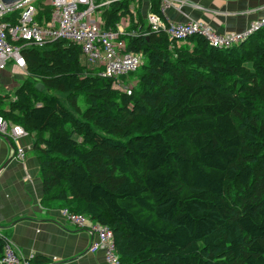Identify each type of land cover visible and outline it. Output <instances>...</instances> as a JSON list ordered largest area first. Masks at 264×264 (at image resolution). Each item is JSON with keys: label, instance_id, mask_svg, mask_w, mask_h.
Here are the masks:
<instances>
[{"label": "trees", "instance_id": "trees-1", "mask_svg": "<svg viewBox=\"0 0 264 264\" xmlns=\"http://www.w3.org/2000/svg\"><path fill=\"white\" fill-rule=\"evenodd\" d=\"M136 1L101 16L136 32L121 37L144 58L122 76L130 94L54 40L23 48V82L0 115L33 135L42 201L108 226L119 264H264V28L229 48L192 35L171 49Z\"/></svg>", "mask_w": 264, "mask_h": 264}, {"label": "built area", "instance_id": "built-area-1", "mask_svg": "<svg viewBox=\"0 0 264 264\" xmlns=\"http://www.w3.org/2000/svg\"><path fill=\"white\" fill-rule=\"evenodd\" d=\"M43 1L50 8L48 14L43 12L44 6L38 3L40 0H17L9 5H4L0 0V82L8 64H12L19 73L25 74L26 63L22 55L24 47L40 48L54 40H65L80 46L89 66L99 68V76L111 79L114 88L130 94L133 85L124 81L122 76L134 72L143 63V57L140 53L127 51L121 38L123 35L136 34L135 30L128 29L131 22L129 17L121 18L115 28H104L102 7L113 0ZM160 1V14L147 11L144 16L145 25L151 31L164 32L171 49L192 35L203 36L212 47L229 48L264 28V17H260L250 22L244 31L217 34L211 25L201 21L175 23L163 19L164 7L171 0ZM0 134L16 140L28 132L21 125L11 123L0 115ZM13 155L18 160H23L24 149L17 145ZM62 211L73 224L86 227L95 235L89 247L91 252L104 250L108 264H119L112 231L108 226L90 221L84 215L69 213L66 209ZM1 262L33 264L31 257L19 255L9 242L4 248Z\"/></svg>", "mask_w": 264, "mask_h": 264}, {"label": "crops", "instance_id": "crops-1", "mask_svg": "<svg viewBox=\"0 0 264 264\" xmlns=\"http://www.w3.org/2000/svg\"><path fill=\"white\" fill-rule=\"evenodd\" d=\"M153 1L140 0L143 16ZM131 5L137 1L131 0ZM260 17H264V0H171L162 15L175 23H207L217 34L244 31ZM19 75L24 74L4 70L1 84L7 86L12 79L17 82ZM9 140L14 148L18 145L24 149L25 157L18 160L11 153V145L0 136V235L19 255L46 259L42 264H108L104 250H89L95 235L88 228L69 221L58 202L42 201L33 135Z\"/></svg>", "mask_w": 264, "mask_h": 264}, {"label": "rangeland", "instance_id": "rangeland-1", "mask_svg": "<svg viewBox=\"0 0 264 264\" xmlns=\"http://www.w3.org/2000/svg\"><path fill=\"white\" fill-rule=\"evenodd\" d=\"M135 6H132V7L135 8ZM181 45H182V43H181ZM143 61H144V58H142V62ZM6 70H16V69L13 67L12 64H8L7 67H6ZM18 77H19V79L17 80V82H16V79L15 80L12 79V81H11L12 84L10 83L7 86L2 85L1 82H0V94L3 97V102L0 104V107L1 108L6 109L7 106H8V102L10 100L15 99V96L13 97L14 90L23 82V79H24V76L23 75H19ZM125 81L126 82H130L132 85H134L136 83L135 80H134V78H132L130 76L127 77L125 79ZM51 92L53 94L57 95L64 103H66L65 102V93L64 92L57 91V90H52ZM82 108H83V106H82Z\"/></svg>", "mask_w": 264, "mask_h": 264}, {"label": "water", "instance_id": "water-1", "mask_svg": "<svg viewBox=\"0 0 264 264\" xmlns=\"http://www.w3.org/2000/svg\"><path fill=\"white\" fill-rule=\"evenodd\" d=\"M1 1L3 2L4 5H9V4L14 3V2L17 1V0H1ZM0 136H2V137L4 138V140H5L8 144L11 145V153L13 154V152H14V147H13L12 144L10 143L9 138H8L7 136L1 135V134H0ZM3 167H4V166H3Z\"/></svg>", "mask_w": 264, "mask_h": 264}]
</instances>
